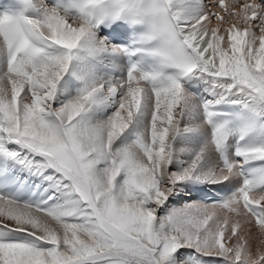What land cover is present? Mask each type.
I'll return each instance as SVG.
<instances>
[{
	"label": "snow or ice",
	"instance_id": "obj_1",
	"mask_svg": "<svg viewBox=\"0 0 264 264\" xmlns=\"http://www.w3.org/2000/svg\"><path fill=\"white\" fill-rule=\"evenodd\" d=\"M0 264H264V0H0Z\"/></svg>",
	"mask_w": 264,
	"mask_h": 264
}]
</instances>
